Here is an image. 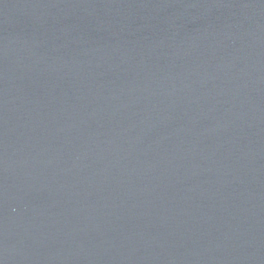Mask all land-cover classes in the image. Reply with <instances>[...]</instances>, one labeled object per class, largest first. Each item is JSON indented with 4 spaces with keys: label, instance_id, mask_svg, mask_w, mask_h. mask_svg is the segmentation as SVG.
<instances>
[{
    "label": "water",
    "instance_id": "obj_1",
    "mask_svg": "<svg viewBox=\"0 0 264 264\" xmlns=\"http://www.w3.org/2000/svg\"><path fill=\"white\" fill-rule=\"evenodd\" d=\"M0 264H264V0H0Z\"/></svg>",
    "mask_w": 264,
    "mask_h": 264
}]
</instances>
